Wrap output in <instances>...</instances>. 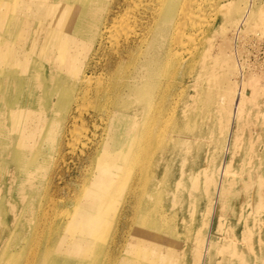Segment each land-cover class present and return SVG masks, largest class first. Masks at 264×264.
Wrapping results in <instances>:
<instances>
[{"label":"bare ground","instance_id":"bare-ground-1","mask_svg":"<svg viewBox=\"0 0 264 264\" xmlns=\"http://www.w3.org/2000/svg\"><path fill=\"white\" fill-rule=\"evenodd\" d=\"M246 1L250 0H216L207 14L200 7L192 10V0H0V264H26L27 258L30 264H114L117 258L120 264H204L224 230L221 220L227 213L223 209L215 217L208 235L195 231L200 200L206 198L210 209L230 188L248 193L244 175L259 178L257 190L264 192L263 162L254 161L245 172L232 159L225 167V161L209 151L211 144L204 145L202 132L210 127L196 125L201 118L197 112H208L206 107L188 115L196 104L192 99L205 94L199 83L204 79L210 87L207 97L220 95L227 102L242 97L249 102L264 95V86L251 77L247 64L242 65L240 83L249 84L243 94L235 91L234 83L222 81L226 73L221 68L231 59L227 42H218L223 22L245 13L252 24L264 27V0H253L250 6ZM139 2L138 29L120 35L112 59L115 69L107 72L110 55L104 45L114 37L109 35L116 23L129 17L119 11ZM102 60L100 71L107 74L90 89L91 73ZM87 92L97 99L93 107L101 131L76 193L86 199L49 220V234L43 237L42 200L50 192L54 154L60 152L66 123L74 118L77 98ZM168 94L174 97L168 108L172 132H167L166 115L157 122L167 109ZM213 104L227 109L224 103ZM256 108L255 104L252 109ZM257 111L254 115H262L260 132L254 137L248 133L242 144L250 152L264 148V108ZM254 121L245 118L242 130L250 132ZM222 144L226 146V139ZM226 150H221V157ZM199 155H204L202 161ZM176 157L181 159L180 175L172 183ZM208 167L214 169L207 184L212 189L200 190L198 177ZM186 178L194 200L187 203L180 195L177 210L162 204L164 222L145 223L148 212L140 211L142 196L156 189L167 196L189 191ZM122 185L127 192L117 201L114 193ZM105 211L110 212L106 227ZM169 216L177 218L174 226L166 224ZM240 234L242 247L253 255L248 254L254 252L253 237L243 244L249 226H242ZM133 254V259L128 257ZM136 257L152 261L143 263ZM241 261L249 264L245 255Z\"/></svg>","mask_w":264,"mask_h":264},{"label":"rangeland","instance_id":"rangeland-1","mask_svg":"<svg viewBox=\"0 0 264 264\" xmlns=\"http://www.w3.org/2000/svg\"><path fill=\"white\" fill-rule=\"evenodd\" d=\"M215 2L216 0H192L191 8L193 10V7H200L203 13L209 14ZM246 4L249 6L253 5V0L246 1ZM141 5L142 3L140 4V2L138 5L130 4L129 6H126L129 9L125 7V9L122 8L119 11V13L121 14L123 13V11L127 12L129 17H127L124 20V23L122 22L121 25L120 22L116 23V27H118H115V31L110 33L109 38L111 37V35L114 37L107 39L104 45L106 46V53L110 55V61L108 60V62L105 63V61L102 60L99 64L100 67L98 66V69H95L93 71L94 73H91L92 77H90L89 79L90 89H92L94 84L101 82L105 78L107 72L114 71L115 62L112 59L115 55L114 51L117 50V48L119 47V43H121L122 41L120 35L124 32L132 33L138 29L137 17L138 13L141 11ZM114 14H116L117 16V13ZM112 15L113 11L110 12L108 21L111 20ZM133 17L135 18V20ZM255 18L257 19V17ZM199 20L200 22L198 23V26H200L202 22L201 19ZM250 21L251 20L245 15V13H243L241 18H238L236 15H232V17H229L225 22H223L224 27H222L220 30L221 35L223 34V37L218 38V42H227L231 57L230 61H228L227 64L221 68V70L225 71L226 73V75L223 76L222 81L227 83H234V87L235 89H237L235 91L240 95L246 91L245 86L249 85L240 83L243 76V64L248 65L247 71L249 72V74L251 73V77L257 79L258 82H260V85L264 86V27L259 25V22L257 23L258 25H256L255 23L252 24V21L250 23ZM118 30L122 32L119 33ZM113 33L116 34L114 35ZM115 37L119 38H117L116 40ZM190 38H192V34L189 39H184L185 41H190ZM190 43L191 44L187 45H192V42ZM220 47L221 44L219 43L217 52ZM104 63L109 64L106 65L108 66L106 74L100 71ZM125 70L126 67L121 68V70H119V73L121 74ZM254 72L258 73L255 74ZM88 74H90V72ZM237 82L239 83V86L236 85ZM199 83L200 87L202 85V91H205V94L210 91V87L209 85H207V79L201 80ZM247 83H250V80H247ZM187 94L188 92L186 93V95ZM205 94L196 97V99H192L193 102H196V104L190 106V108L188 109V115L191 112H196L195 108L202 107L203 109L206 107V111L208 112H197L201 113V118L199 120V123H197L196 125H199L201 123V126L204 128L208 126L210 127V130L208 132L204 129L202 133L205 137L204 145H207V143L211 144V146H208V148L209 151L214 154L213 157H216V159L222 158L225 161V167L227 165V162L232 159L236 162L235 164L238 168H240V170H248L252 167L254 161L256 163L262 161L264 168V148L258 147L255 151L250 152L248 146L242 147V144H244L247 140L246 135L250 134L254 137L257 136L260 132L261 123L258 120L262 118V115L254 114L259 112L257 111L259 107L264 108V95L261 97L257 96L249 102L241 101L242 97H240L239 99H237V97H234L232 101L227 102V99L224 96L210 95L207 97ZM173 98V96L168 94L166 98V105H168L167 109H165V112H163V110H160V117L157 121L159 123V120L161 121L162 116L164 117L166 115V120L167 122L169 121L168 124H166L167 132H172L174 128L173 120L171 119L172 111L168 109L170 108V104L173 102ZM185 98L184 101L190 100L188 98H186L185 100ZM213 100L224 103L225 106H227V109L222 110L221 108H217L213 104ZM95 102L97 103V99L95 100V98L91 96V93L90 95L88 94V92L85 95H83V93L82 95H79L75 105V107L77 106V109H73L72 112L74 118H70L65 125V131L62 135V146L58 155L54 154V164H52L53 166L50 170L51 174H49L50 177L52 175L51 178L49 177V181L51 182V186L49 188L50 192L49 195H45V197L43 196L42 200V217L44 221L41 225V231L43 237H47L49 234L50 227L47 224L49 220L52 221L54 219L56 220V218H60L61 215H64L69 210L73 209L74 205L80 202H84L86 199L82 196L83 194L81 196H78L76 195V193L79 190V187L82 185V177L84 175L85 169L90 167L88 155L95 148L96 142L99 141L98 135L101 129L96 128V125L100 124V122L97 119L94 111L93 105L95 104ZM255 104L257 105V108L252 109ZM158 106L159 105H157L156 107L158 108ZM212 109L213 112H209L212 111ZM157 110H159V108ZM248 116L255 119V121L252 122V130L250 132L242 130L243 120ZM221 117L226 118V121L221 122ZM239 126L241 129H239ZM94 134H96V136H94ZM225 139L227 143L226 146L225 144H222ZM225 147L227 149L226 153L221 157L220 152L222 149H225ZM210 156L208 157L210 158ZM203 157L204 155H199V159L201 161ZM187 159L190 160L191 158ZM180 163L181 159H179V157H176L174 167L172 168V183L176 182L180 175ZM213 170V168L208 167L200 174V176L198 177L199 180L197 181V188H199L200 190H204L205 188L209 190L212 189V186H208L207 184L210 183V178L213 174ZM225 171L220 172L221 177L223 175H226ZM133 180L134 179H131L130 183ZM242 180L247 185V188H250V191H248L247 193L245 188H230L226 195H222L216 198L214 205L210 208L211 213H208L210 209H207L209 206V202L207 201V199L203 197L200 200L199 215L197 216L196 224L194 226L195 231H203L206 233V235H208V232L213 228L215 217L217 218L219 215H221L223 209L226 210L227 213V218L221 220L223 222L222 227L224 228V230H221V233L214 241L211 254L209 256H205L204 264H243V261H241L242 255L246 256L249 264H264V192L257 190L259 178L251 179L248 176L244 175L242 177ZM185 184L187 186V189H189L191 186V181L186 178ZM52 190L53 192H51ZM126 192V186L123 188L122 185L121 191L114 193L117 194V201H120L121 197H123ZM164 193L165 192L163 190L161 191L160 189H156L146 194L145 196H142L140 211L148 212L145 217V223H151L154 225L160 222H164L162 215L163 212L160 210L162 204L168 203L169 211H175L178 209V205L180 203V195L186 199L187 203L190 202L191 199L192 201L194 200V196L193 194H191L190 189L189 191H181L180 194H176L173 196H167ZM194 204L195 203L193 202V205ZM51 208L53 209L51 210ZM54 209L55 211H53ZM187 209H192V206L189 205ZM209 214L211 216H209L210 220L207 216ZM109 215V211H105V214L103 215L102 220L103 223H105V227L110 223ZM165 219V222L168 226H174L173 224H175V220L177 221V218L173 216H169ZM242 226H249L250 232L246 242H244L243 240V244L245 246L249 242L250 238L253 237L252 246L254 248V252L248 253L253 254L251 256L247 255V252L245 251L246 249L242 247V234H240ZM33 231H36V229H34ZM258 234L261 235V240L259 239ZM111 238L112 235L110 236V239ZM116 243L120 245L119 240H117ZM218 250L220 251L219 254ZM128 257L133 259L134 254L132 256L128 255ZM117 259L115 261L116 263L114 262V264H120V258ZM136 259L143 263L149 262V260H151L150 257H148L147 259L136 257ZM30 263L31 258H27L26 264Z\"/></svg>","mask_w":264,"mask_h":264}]
</instances>
